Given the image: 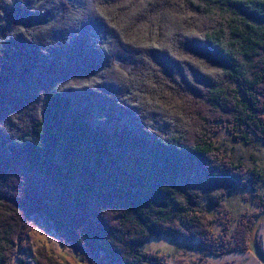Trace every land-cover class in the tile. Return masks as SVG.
Returning <instances> with one entry per match:
<instances>
[{
	"label": "trees",
	"instance_id": "trees-1",
	"mask_svg": "<svg viewBox=\"0 0 264 264\" xmlns=\"http://www.w3.org/2000/svg\"><path fill=\"white\" fill-rule=\"evenodd\" d=\"M102 1L101 11L119 16L114 18L116 23H128L138 11L151 14L154 3H159V0H144L128 10L121 4L116 9L109 8L119 0L109 5V0ZM197 2L198 5L195 3L194 6L196 12L217 16L218 28L209 30L205 21L194 20L192 23L190 16H176L169 23L178 24L180 20L194 24V32L188 36L199 38L193 33H202L197 48L205 57L203 60H210L218 66L221 79L197 84L203 88L202 103H208L211 118L203 111L196 119L198 126L195 129L189 124L183 130L181 115L161 104L162 109L159 101L154 102L157 107L151 104L155 111L146 109L145 102L138 103L140 112L135 117L138 126L131 116L123 118L126 106L131 102L129 94H125L130 91L128 85L112 88L105 81L94 88L87 84L84 87L73 84L76 89L67 85L68 76L85 80L80 75L97 58L96 50L101 48L103 38L107 35L113 40L117 36L109 22L99 20L92 24L88 21L91 14H79L85 8L84 0H0V32L17 27L19 30L15 32L21 31L26 45L38 47V43L41 47L37 50L39 59L29 68L32 57L26 63L23 61L26 55L20 53L17 58L10 53L19 49L15 41L7 43L8 46L6 42L0 44V60L4 62V66L0 65V131L7 132L4 124L8 131L16 129L15 122L22 120L25 109H28L25 112L27 128L21 129L17 136L19 149L5 147V141L0 139V184L8 185L9 175L17 172L22 174L19 177L24 175L26 178L18 180L20 192L17 197H11L14 200L0 201V264H29V260L18 252V240L26 234L17 229L22 225L19 222L22 212L26 220L39 218L62 229L66 238L76 239L90 253L89 264H170L159 254L144 249L151 237L166 235L198 244L202 242L209 249L205 242H208V234H212L214 219L206 217L204 212L219 205L216 201H221L228 191L241 185L255 190L257 182L264 181L261 172L255 168L248 170L239 161L226 157L223 164L217 163L216 159L223 155L212 139L213 133L225 129L245 142H249L252 136L264 140V0ZM199 4L205 5L207 10L201 9ZM53 10L60 13L59 21L69 24L63 31L65 36L68 35L67 42L55 45L43 40L34 41L32 23L35 21L36 26L45 23L52 17ZM156 13L164 19L169 17L163 10ZM13 15L17 17L10 19L9 16ZM19 18L24 20L21 22ZM153 18L156 35L158 32L166 35L167 31L161 29L162 19ZM81 28L86 34L76 37L84 43L79 46L69 39V35L81 31ZM173 28L182 32V29ZM52 34L56 40L63 35L56 29ZM81 49H95L94 55L78 54ZM143 53L140 50L139 56H144ZM172 56L177 58L179 66L176 74L170 72L168 84L171 85L168 88L187 97L179 80L185 82L186 75H192L198 57L187 48L172 52ZM163 58L166 64V57ZM22 62L20 74L15 67ZM136 68L134 70L138 71ZM94 69V66L90 67V71ZM136 71L135 76L138 75ZM140 77L147 79L146 73ZM23 80L36 88V92L29 90L30 97L25 95L27 89L23 87ZM173 81H178L177 85L172 84ZM160 85H164V81ZM150 86L158 95L157 99L161 98L160 90H155L158 85ZM192 92L197 96L195 90ZM102 93L108 94V98ZM121 95L123 100L119 98ZM97 97L108 101L103 105L108 111L106 119H99L98 114L90 111ZM201 110L195 109V113ZM112 115H115L113 125L110 121ZM170 122L178 125L172 126ZM215 125L218 126L210 130ZM211 158H216L215 163ZM32 172L42 178L43 184L40 181L41 185L34 183ZM244 173L249 174L250 180L244 179ZM40 186L49 192L48 197L41 195ZM0 196H9L4 187L0 188ZM75 209L81 213L78 215L73 211ZM73 222L81 226L80 234L73 228ZM37 252L41 259L50 261L46 251L38 249ZM35 263L42 264V260Z\"/></svg>",
	"mask_w": 264,
	"mask_h": 264
},
{
	"label": "rangeland",
	"instance_id": "rangeland-1",
	"mask_svg": "<svg viewBox=\"0 0 264 264\" xmlns=\"http://www.w3.org/2000/svg\"><path fill=\"white\" fill-rule=\"evenodd\" d=\"M79 1L80 0H77V2ZM97 1L99 3H94L93 1L91 2V0H84L83 6L85 5V8H82L79 14H91V16L88 18V21L92 24L98 22L99 20L109 22L108 25L116 30L117 36L113 40L107 37V35L103 38V41L101 42V48H103H98L96 50L97 58L93 60L94 62L92 64L89 66L87 65L89 70H85V72L80 75L85 77V80H77L75 76H66L69 79V83L67 85L74 87L75 89L76 86L73 84H77L79 87H84V85L87 84L88 87L94 88L97 86V84L104 81L112 85V88H115L116 85H128V87L131 88L130 91H126L125 94H129V101L131 102L129 103V106H126L127 112L125 115H121L122 117L124 116L123 118L131 116L130 118L137 126L139 123L135 117L139 116L140 108L137 107L139 102H145L146 109L155 111L153 107H157V104L154 102L159 101L160 103L158 105L161 108L163 106V108H167L172 110L174 113L181 115V120L183 121L180 127L183 130H185L184 126L189 124H191L189 126L192 129H195L198 126L196 119L200 117V113L203 111L205 116L211 118L208 116V113H211L208 111V103L205 102L204 105L202 103L203 88L198 87L197 84H203L206 82L215 81L216 79H221V71L219 70L218 66L213 64L214 62H210L208 59V61L203 60L205 57L201 54V52H199L200 50L197 48L198 44H200L202 41V33H193V35H197L199 38H191V35H188L195 29L194 24H192L194 20H196L195 22L205 21L204 25L205 27L209 28V30L211 28H218L220 23L217 16L211 15L209 17L203 13L196 12L194 6L195 3L198 5L197 0H159L158 4L154 0L155 3L152 10L150 11L152 12L151 14L140 13L138 11V15L134 13L133 17L127 21L128 23H116L114 21L116 19L115 17L118 19L119 16L112 13L109 14V11L108 13L101 11L103 8V1ZM113 1L115 0H109L108 5ZM142 1L144 0H119L118 3H112V6H109V8L111 9L113 7V9H116L119 4H121V7L132 10L139 6ZM47 6L50 7L49 4H47ZM174 7H177L175 8V11H173ZM199 7L201 9L207 10L205 5L199 4ZM164 9H167V12H165ZM162 10L169 17H165L164 19L156 13H161ZM172 11L174 13H172ZM51 15L52 17L43 24H37L36 26L35 21L32 23L31 27L33 30H31V32L34 31L32 39L37 42L38 40H43L44 42L54 43L55 45H57L56 43L58 42L65 44L67 42L68 35L65 36L63 31L67 29L66 24L58 20L60 16L59 13H56L53 10L51 11ZM154 16H157L159 20L160 18L162 19L160 23L163 27L161 29L163 31H167L166 35L158 32L157 36L153 31V29L155 30ZM176 16H190L193 18L192 23L189 21L181 22L179 20L180 23L178 24H170L169 21H174L173 17ZM9 17L11 19L12 17L17 16L13 15ZM33 17L34 16H32V18ZM73 17L77 18V16ZM19 20L21 21L24 19L19 18ZM172 26L182 29V32H176ZM22 27L24 28L25 26L23 25ZM16 29L17 27H13L11 29L8 28V31H5V33H1V31L0 44H4V42H6V45L8 46L7 43L15 41L19 49H14V51L10 53L17 58H19L20 53H22L23 56L26 55V59L23 60L26 61V63L29 62L27 61L29 57H32V63L29 66V68H31L39 59L37 50H40L41 47H39L38 43V47L35 45L32 46V44L26 45V42L23 41L22 35H20L21 31L15 32L19 30V28L17 30ZM53 29H56L57 33L63 34L62 36H58V40H56L55 36L52 34ZM85 31L86 30L82 28L81 31H74V33H70L69 39L81 46L84 44L83 41L78 38L76 39V37L83 36L86 34ZM18 36L21 37L18 38ZM127 43L131 44L133 47L126 45ZM186 48L193 53L195 52V56L198 57L195 59L194 63L197 68L192 69V75H186L185 82H181L179 80L183 89H185V93L188 95L187 97L183 96L181 92L180 94H175L168 88L169 85H171L168 84V82H170L169 79L171 78L169 76L170 72H174L176 74L175 70L179 66L176 61L177 58L172 56V52L177 53L178 50ZM93 50L95 51V49L87 51L81 49V51L79 50L77 53H81L82 55H85L86 53L89 55H94ZM140 50L141 52L144 51V56H139ZM129 55L131 56L130 59L128 58ZM163 57H166V64ZM202 61H204L207 65H205V63ZM1 64L4 66L3 59L0 60V65ZM133 64L135 67H138L139 70L136 68L138 71L134 70L135 67ZM21 66H23V62L20 66L17 65L15 67V69H17V73L20 71L21 74ZM91 66L95 67L94 71H90ZM135 71L138 74L136 76ZM201 71L205 73V76ZM32 73L33 75L36 74V72ZM143 73H146L147 79L145 80L144 78L140 77ZM193 80L194 82H192ZM162 81H164V85L161 86L160 83H162ZM22 83L23 87L27 89V92H25V95L27 94L26 97L31 96V94L28 93L29 90H31V92H36V88L33 86L34 84H27V80H23ZM32 83H34V80ZM177 83L178 81H173L172 84L177 85ZM154 84L158 85V88H155V90H160L161 98L157 99L156 96L158 95H155L156 92L150 86ZM192 90L196 91L197 96L193 95L194 93ZM147 91H149L148 94H146ZM102 95H104L106 98L109 96L108 94L105 95L104 93H102ZM144 95L145 97H143ZM141 96L142 99H139ZM106 98L97 97L96 100L92 102V104L95 103V105L91 106L90 111H92V113L95 112L98 114L97 117L99 119L107 118L106 114L108 111H105L103 106L108 102L104 100ZM119 98L122 100L124 99L123 95L119 96ZM151 104H154V106ZM133 109H136V111ZM195 109L202 110L196 114ZM131 110L133 113L130 112ZM25 112H28V109H25L22 120L15 122L17 123V127H15L16 129L8 131V127L4 124V126L7 128V132L2 133L0 131V139L5 141L4 143L7 145L5 147L8 148V146H12L10 149H15V151H17V148L19 149V146L16 143L19 141L18 135L20 134L21 129L27 128L25 123L27 119ZM11 115H14L13 112ZM114 116L115 115H112V117H110V121L113 122L112 125L115 122ZM153 120L150 121L152 122ZM147 123H149V120ZM170 125L177 126L178 124L170 122ZM217 126L218 125L212 126L210 130ZM200 127H202V125H200ZM157 134L160 133L157 132ZM212 139L214 145L221 151V154L223 155V157L218 160L215 158L217 163L223 164L226 160V157L231 158L233 161L241 162L244 167L248 168V170L255 168L257 171L261 172V175L264 177L263 139L258 138L257 136H252L249 142H245L241 138H235L232 133L226 131L225 129H221L218 132L213 133ZM1 143L2 142L0 141V144ZM10 149L7 150L10 151ZM215 159H212L214 163ZM20 175H22L21 172H17L13 175L10 174V183H8V185L4 183V186L0 184V188L4 187V190H7V193L10 196H6L5 198L0 196V201H11L14 200L11 197H17L19 195L18 193L20 192V189L17 187L18 180L26 179L24 178V175L19 177ZM32 175L35 181L34 183L41 185L38 182L40 181L43 184L42 178H40L36 173L32 172ZM243 177L245 180H250L248 179V173H244ZM246 183L248 184V181ZM51 184L53 183L51 182ZM256 185V188H253L255 190L241 185L231 192L228 191L225 193L226 195L221 201L218 203L216 201V204L219 205H216V207L213 206L211 210L204 212L206 217L209 219H214L211 224L212 234H208L206 239L208 242H205V246L209 247V249H206L202 242H199L198 244L197 242L182 238H171L166 235L151 237L145 243L144 249L148 250L149 252L159 254L170 264H264V181L260 183L257 182ZM40 187L42 190L41 195L45 198L48 197L49 192L46 191L44 187ZM36 194L37 193H35L34 196H36ZM27 197L32 199V196L27 195ZM214 199L216 200V195L214 196ZM63 203H65V201H63ZM70 206L74 207L72 204ZM73 211H75L78 215L81 213L80 210L78 211L77 209ZM21 214V219L19 222H21L22 225L20 224L21 227L18 225L17 229L21 232L24 230L26 234H24V238H19L18 240L20 243L18 252L23 258L29 260V264H36L35 262L37 260H42V264H51V260L63 262L65 264L90 263V253L87 251V249L82 244H79L76 239L70 240L69 238H66L62 229L52 227V225L46 224L41 221V219L36 217L30 221L26 220ZM72 224L75 227L71 225L70 227L75 228L76 233L80 234L79 231L81 230V226H78L74 222ZM76 233L75 235H77ZM71 237L73 238V236ZM15 239H17V235H15ZM38 249L46 251L45 253L50 255L48 256L46 254V256L50 258V261H47V259L44 258L41 259L39 253L37 252Z\"/></svg>",
	"mask_w": 264,
	"mask_h": 264
},
{
	"label": "bare ground",
	"instance_id": "bare-ground-1",
	"mask_svg": "<svg viewBox=\"0 0 264 264\" xmlns=\"http://www.w3.org/2000/svg\"><path fill=\"white\" fill-rule=\"evenodd\" d=\"M60 14V13H59ZM66 19V18H65ZM59 20V19H58ZM62 20H64L63 18H62ZM68 21L70 20V19H67ZM66 20V21H67ZM69 22H71V21H69ZM66 25H69V24H66ZM111 47V46H110ZM127 51V50H126ZM113 53V52H112ZM133 60V59H132Z\"/></svg>",
	"mask_w": 264,
	"mask_h": 264
}]
</instances>
